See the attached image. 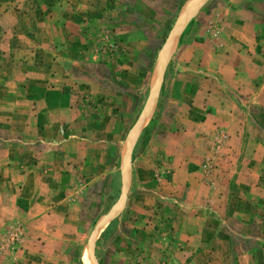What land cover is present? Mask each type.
Instances as JSON below:
<instances>
[{
  "label": "crops",
  "instance_id": "1",
  "mask_svg": "<svg viewBox=\"0 0 264 264\" xmlns=\"http://www.w3.org/2000/svg\"><path fill=\"white\" fill-rule=\"evenodd\" d=\"M224 6L217 44L178 47L182 69L163 108L174 135L146 149L153 165L163 157L157 167L176 198L129 209L108 264H264V139L242 140L259 130L249 109L264 121V0ZM162 13L155 0H0V238L15 226L23 234L0 264H73L83 194L120 174L122 126L85 102L107 100L101 81L114 75L94 60L93 37L103 28L128 36L136 17L144 44L145 20ZM216 131L226 135L223 159L201 171Z\"/></svg>",
  "mask_w": 264,
  "mask_h": 264
},
{
  "label": "rangeland",
  "instance_id": "2",
  "mask_svg": "<svg viewBox=\"0 0 264 264\" xmlns=\"http://www.w3.org/2000/svg\"><path fill=\"white\" fill-rule=\"evenodd\" d=\"M189 1L155 0L157 8L160 7L164 11L162 14L167 15V17L163 19L154 18L151 21L149 19L145 20L144 44H142V40H140V44L137 43L138 36L132 31L137 28L136 17L128 20L131 27L128 36L117 31L113 36H110L109 32H105L103 28L101 30L102 36L93 37V46L95 44L97 46L93 48L94 60L98 61L99 68L104 69L105 72H111V69H113L114 75L112 76L110 73L106 81H101L103 91L108 92L107 100L101 98L96 103V101L88 99L85 102L87 105L94 102L97 108L101 109L100 114H104V116L108 111V120L110 119L116 126H122L120 130L115 132L116 140L120 143L118 156L116 155V148L113 152V165L119 167L120 174L116 178L114 173L111 184L108 183L107 179L105 181L103 179L98 180L92 191L83 194L81 210L76 212L79 222L77 232L81 234V239L78 242L76 241V245H72L71 257L73 264L117 262L113 260L105 261L104 258L109 244L110 246L112 244L111 240L114 239L112 237H120L122 234L119 230V224H121L119 222L122 221L125 225V221H130L134 216V213L132 215L129 209L143 204L146 206L162 203L170 204V199L176 198L177 193L172 195L171 190L165 189L169 184L164 176L167 169L157 167L163 161V157H157L156 163L153 162V165L146 149H153L149 147L155 144L158 139L164 138L169 141L174 135V131L171 130L168 123L169 118H166L168 113L166 111L164 113L163 108H168L170 105L168 101L171 95L170 77H176L182 69V65L177 62L179 60L177 57L178 47L183 46L187 40L198 43L205 37H208L209 42L217 44L219 19L216 14L221 8H225L224 5L228 2V0L199 1L196 9L190 12L189 17L179 28L178 34L169 42L173 25L180 14L186 10ZM207 15L210 16L207 17ZM190 27L195 31L187 33ZM140 28L142 29L141 24ZM106 36L113 39L108 41L107 47L105 46ZM123 38L126 42L135 41L134 43L137 44L138 49H133L132 45L128 43H125L126 45L118 44L117 42H121ZM85 53L89 56L90 52ZM160 72H162L160 81L155 85ZM101 78L104 79L105 76L100 75ZM166 97L168 98L167 101L165 100ZM249 108L252 107L247 109ZM249 110L253 113V117L249 115L247 118L248 120L253 118L259 130L253 132L247 129L242 136V140L250 138L264 139V121L261 111L253 108ZM167 111L169 110L167 109ZM138 119L140 124L132 134L133 142H131V148L125 159V142H127L128 136L132 133ZM165 121L166 123H164ZM213 133L215 142L208 152V157H206L201 171L216 169L215 162L220 158L223 159L222 147L219 148L217 140H224L226 135L218 131ZM228 161L230 162V160ZM171 196L174 197L170 198ZM13 229L18 230L17 241L12 242L9 246L1 245V242L8 237V233ZM135 231L134 229H127L130 235ZM22 236V229L17 226L6 231L0 238V252L6 253L18 247ZM109 236L111 237L108 238ZM233 261L236 264V260L233 259Z\"/></svg>",
  "mask_w": 264,
  "mask_h": 264
},
{
  "label": "water",
  "instance_id": "3",
  "mask_svg": "<svg viewBox=\"0 0 264 264\" xmlns=\"http://www.w3.org/2000/svg\"><path fill=\"white\" fill-rule=\"evenodd\" d=\"M199 1H201V0H190L189 1L186 10L184 12H182V14H180L177 21L173 25V28H172L170 35H169V42L172 41L174 39V37L178 34L179 28L182 26L183 22L187 19V17H189L190 12H192V11H194V9H196ZM161 74H162V72H160V74L158 75L155 85L159 83L160 78H161ZM139 124H140V120L138 119V121L136 122L135 126L132 129V133L129 134V136H128L127 142H125V150H124L125 151V155H124L125 159H126V155L129 153V150L131 148V142H133L132 141V139H133L132 134H134V132L138 128ZM125 159H124V161H125Z\"/></svg>",
  "mask_w": 264,
  "mask_h": 264
},
{
  "label": "built area",
  "instance_id": "4",
  "mask_svg": "<svg viewBox=\"0 0 264 264\" xmlns=\"http://www.w3.org/2000/svg\"><path fill=\"white\" fill-rule=\"evenodd\" d=\"M18 230L17 229H13L11 230L10 233H8V237L5 238L2 242L1 245H7L9 246V244H11L12 242H16L17 241V237H18ZM5 246V247H7Z\"/></svg>",
  "mask_w": 264,
  "mask_h": 264
}]
</instances>
